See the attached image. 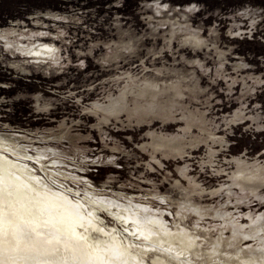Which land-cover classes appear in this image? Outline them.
Returning a JSON list of instances; mask_svg holds the SVG:
<instances>
[{"label": "rangeland", "instance_id": "rangeland-1", "mask_svg": "<svg viewBox=\"0 0 264 264\" xmlns=\"http://www.w3.org/2000/svg\"><path fill=\"white\" fill-rule=\"evenodd\" d=\"M0 145L115 264H264V0H0Z\"/></svg>", "mask_w": 264, "mask_h": 264}, {"label": "bare ground", "instance_id": "bare-ground-1", "mask_svg": "<svg viewBox=\"0 0 264 264\" xmlns=\"http://www.w3.org/2000/svg\"><path fill=\"white\" fill-rule=\"evenodd\" d=\"M0 151L14 154L5 145H0ZM1 158L0 232L5 227L7 236L0 233V264H17L18 260L29 264H115L113 260L130 254L117 242L107 246V250L81 238L76 219H70V199L47 195L40 196V203L33 195V187L9 171L16 164ZM52 206L66 209L65 215L51 213Z\"/></svg>", "mask_w": 264, "mask_h": 264}]
</instances>
